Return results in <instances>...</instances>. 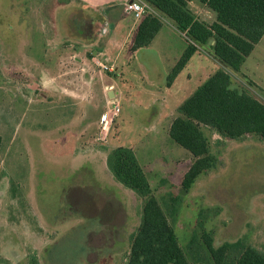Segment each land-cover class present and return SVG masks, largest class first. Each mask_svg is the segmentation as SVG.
I'll return each mask as SVG.
<instances>
[{
	"label": "rangeland",
	"instance_id": "1",
	"mask_svg": "<svg viewBox=\"0 0 264 264\" xmlns=\"http://www.w3.org/2000/svg\"><path fill=\"white\" fill-rule=\"evenodd\" d=\"M189 7L216 19L197 0ZM132 16L124 0H0V264H125L142 201L107 165L119 145L135 150L191 264H209L187 253L202 214L215 245L241 239L264 250V143L207 131L219 161L184 192L194 156L169 134L179 106L221 63L201 47L169 85L185 36L166 19L133 51ZM230 73L264 101V36ZM67 88L80 95L63 96ZM171 193L181 198L176 213Z\"/></svg>",
	"mask_w": 264,
	"mask_h": 264
},
{
	"label": "trees",
	"instance_id": "2",
	"mask_svg": "<svg viewBox=\"0 0 264 264\" xmlns=\"http://www.w3.org/2000/svg\"><path fill=\"white\" fill-rule=\"evenodd\" d=\"M144 1L152 10H147L135 28L133 51L148 46L166 19L175 23L188 43L168 76L169 85L201 47H208L221 63L179 106L180 115L170 125L171 138L194 156L181 182L182 190L187 192L219 161L207 131L228 140H244L252 135L264 143V101L247 87L235 85L230 73L240 71L264 36V0H197L215 12L213 22L192 11L189 3L195 0ZM107 165L116 181L142 201L140 222L130 235L125 264H191L135 150L124 145L110 148ZM169 197L166 205L176 213L181 198L173 193ZM201 217L202 235L193 236L187 246L194 262L264 264V250L241 239L215 245L212 233L204 228L203 214Z\"/></svg>",
	"mask_w": 264,
	"mask_h": 264
},
{
	"label": "built area",
	"instance_id": "3",
	"mask_svg": "<svg viewBox=\"0 0 264 264\" xmlns=\"http://www.w3.org/2000/svg\"><path fill=\"white\" fill-rule=\"evenodd\" d=\"M126 5H127L128 10L132 13L135 22L140 21L145 15V13L147 12V10H152L150 5L144 0H128ZM98 64L103 69H106L109 71H114L115 69L113 64L109 65V64H105L100 61H98ZM110 111L118 113L120 111L119 105H116L113 103L110 107ZM110 115L111 114L109 112H106V120L110 119Z\"/></svg>",
	"mask_w": 264,
	"mask_h": 264
},
{
	"label": "crops",
	"instance_id": "4",
	"mask_svg": "<svg viewBox=\"0 0 264 264\" xmlns=\"http://www.w3.org/2000/svg\"><path fill=\"white\" fill-rule=\"evenodd\" d=\"M127 2H128V0H124V5L127 7ZM127 12H130L129 10H128V8H127ZM132 18H133V16H132ZM84 19H86L85 17H84ZM104 20V19H103ZM102 20V21H103ZM89 21H90V23H91V25L93 26V27H95V24H94V20H91L90 18H89ZM133 21H134V18H133ZM103 23H105L106 24V21L104 20L103 21ZM135 21H134V23L129 27V34L131 33V31H132V29H133V27H134V25H135ZM85 66H89V69L88 70H90V63H88L86 60H85V62H84V65L82 66L83 67V70H85ZM81 67V68H82ZM61 87H63V86H61ZM56 89V88H55ZM65 89V88H64ZM56 91H57V89H56ZM67 92H63V90H62V92H63V96H65V97H73L74 95L76 96V95H80L79 93H77L76 91H74V89H69V88H67V90H66ZM108 92H110V90L108 91ZM47 96V95H46ZM87 128V126L86 125H84V127H83V129L81 130V131H78V133H76L77 134V138L78 139H80V138H82V133H83V131H85V129ZM75 134V135H76ZM65 137H63L64 139L66 138V136L67 135H64Z\"/></svg>",
	"mask_w": 264,
	"mask_h": 264
},
{
	"label": "water",
	"instance_id": "5",
	"mask_svg": "<svg viewBox=\"0 0 264 264\" xmlns=\"http://www.w3.org/2000/svg\"><path fill=\"white\" fill-rule=\"evenodd\" d=\"M108 94L110 97H113L115 95L113 91H110Z\"/></svg>",
	"mask_w": 264,
	"mask_h": 264
}]
</instances>
